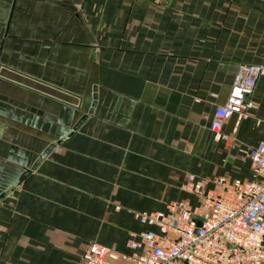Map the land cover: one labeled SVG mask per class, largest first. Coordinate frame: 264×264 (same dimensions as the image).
<instances>
[{"label":"crops","instance_id":"0c3cea01","mask_svg":"<svg viewBox=\"0 0 264 264\" xmlns=\"http://www.w3.org/2000/svg\"><path fill=\"white\" fill-rule=\"evenodd\" d=\"M242 63L264 65V0H0V264L126 252L136 213L198 204L191 174L251 180L210 129ZM252 99L224 124L244 147L264 140V75Z\"/></svg>","mask_w":264,"mask_h":264},{"label":"built area","instance_id":"2783aa9c","mask_svg":"<svg viewBox=\"0 0 264 264\" xmlns=\"http://www.w3.org/2000/svg\"><path fill=\"white\" fill-rule=\"evenodd\" d=\"M263 75V64H240L227 101L210 120L217 140L251 160L253 178L191 174L184 187L198 204L174 200L163 210L136 213L145 229L129 233L128 251L94 242L79 264H264V140L244 147L224 130L234 114L243 118L257 107L252 96Z\"/></svg>","mask_w":264,"mask_h":264},{"label":"water","instance_id":"95a60500","mask_svg":"<svg viewBox=\"0 0 264 264\" xmlns=\"http://www.w3.org/2000/svg\"><path fill=\"white\" fill-rule=\"evenodd\" d=\"M97 89L95 88V92H94V95H93V102H92V106L91 108L89 109V112L84 114L78 121L77 123L74 125L73 127V130L69 133L68 136H71L75 130H77L81 125L82 123L85 121V119L88 117V114H91L94 112V107L96 106V103H97V93H96ZM67 137H63L59 140H57L56 142L54 143H51L42 153V155L35 161V163L31 166L30 169H27L21 176L20 180H23L26 176H28L33 170H35L37 168V166L40 164V162L43 160V158L48 154L50 153V151L54 148V146L65 140ZM13 187H10L9 189H7V191L2 195V197L0 198H3L5 197L8 193H10L12 191Z\"/></svg>","mask_w":264,"mask_h":264}]
</instances>
